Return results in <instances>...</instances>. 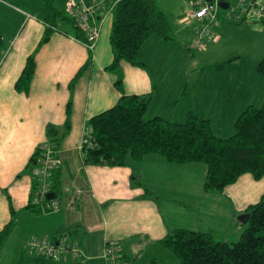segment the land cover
Wrapping results in <instances>:
<instances>
[{
	"label": "crops",
	"instance_id": "crops-1",
	"mask_svg": "<svg viewBox=\"0 0 264 264\" xmlns=\"http://www.w3.org/2000/svg\"><path fill=\"white\" fill-rule=\"evenodd\" d=\"M52 1L63 11L66 0ZM156 4L171 25V35L185 32L190 41V24L182 21L190 0H156ZM113 11L89 50L75 36L71 20L56 19L54 27L45 21L42 0H0V230L15 217L0 257L13 237L21 236L27 246L33 237L73 236L80 240L83 259H30L36 264H106L105 245L118 242L126 264H179L157 243L159 239L184 228L212 232L222 241L236 240L244 226L234 214L257 202L264 191V178L243 174L222 192H205L204 164H171L155 154L138 161L128 158L120 166L85 164L79 143L89 119L114 106L121 95L151 93L145 120L160 117L182 123L193 112L208 120L219 138L233 134L238 115L249 105L260 106L264 98V78L256 72L264 55V19L222 22L217 40L197 51L192 70L180 58L175 41L156 37L141 46L145 67L121 62L118 68L107 69L113 59L109 42ZM47 28L49 39L41 43ZM245 31L258 36L244 38ZM243 55L248 56L245 64ZM29 56L34 57L35 72L28 91L19 92L14 85ZM89 57L90 65L70 86ZM49 125L60 136V167L55 172L60 205L43 213L30 206L29 171L35 150L47 141ZM133 173L140 177V186L132 184ZM71 180L88 188L75 205L62 190ZM13 262L0 258V264Z\"/></svg>",
	"mask_w": 264,
	"mask_h": 264
},
{
	"label": "trees",
	"instance_id": "trees-1",
	"mask_svg": "<svg viewBox=\"0 0 264 264\" xmlns=\"http://www.w3.org/2000/svg\"><path fill=\"white\" fill-rule=\"evenodd\" d=\"M42 1L49 25L54 27L56 19L70 21L63 11L53 6L52 0ZM171 32V25L156 0H116L109 36L113 59L107 69H116L121 62L145 67L140 60L141 46L150 37L174 41ZM49 34L50 28H47L41 43L49 39ZM75 36L84 41L83 33L77 28ZM90 60L89 57L79 69L70 86L88 68ZM34 72V57L29 56L15 89L28 91ZM256 72L264 78V55L257 63ZM116 85L121 89L120 81ZM151 99V93L121 95L114 106L91 117L87 125L92 129L96 146L87 152L85 164L120 166L125 165L128 158L138 161L148 154L158 155L171 164L202 163L206 167L202 184L205 192H222L243 174H250L255 180L264 178V98L260 106L249 105L238 115L234 133L226 138L216 137L210 122L193 112L187 113L182 123L160 117L144 120ZM68 119L67 115L66 131L70 127ZM46 134L47 140L58 149L60 136L56 128L47 126ZM39 154L37 148L30 159L32 165ZM54 176L53 194L56 195L58 172ZM140 181L136 173L131 175L133 185L140 186ZM234 217L244 226L236 241L218 240L212 232L177 228L157 243L173 254L179 264H264V191L257 202L235 213ZM14 220L13 214L0 230V247L9 236ZM22 262L20 258L17 264Z\"/></svg>",
	"mask_w": 264,
	"mask_h": 264
},
{
	"label": "built area",
	"instance_id": "built-area-1",
	"mask_svg": "<svg viewBox=\"0 0 264 264\" xmlns=\"http://www.w3.org/2000/svg\"><path fill=\"white\" fill-rule=\"evenodd\" d=\"M116 0H66L63 13L74 28L84 35L83 43L92 50L101 32L104 19L114 9ZM227 4L226 8L222 5ZM222 9L223 11H220ZM264 19L263 0H190V10L182 19L191 26V38L186 45L190 51H200L209 42L217 40V30L222 22L256 23ZM96 146L91 127L87 126L81 136L79 149L84 158ZM40 154L29 171L33 183L30 206L39 212L55 211L60 200L53 194L52 178L60 167L58 150L51 140L40 144ZM62 190L68 194L69 204L75 205L88 192L83 182L71 180ZM30 252L48 259L65 261L85 257L78 238L61 236L55 240L33 237L27 243ZM103 258L106 264H126L118 242L105 245Z\"/></svg>",
	"mask_w": 264,
	"mask_h": 264
},
{
	"label": "rangeland",
	"instance_id": "rangeland-1",
	"mask_svg": "<svg viewBox=\"0 0 264 264\" xmlns=\"http://www.w3.org/2000/svg\"><path fill=\"white\" fill-rule=\"evenodd\" d=\"M229 1L232 2V0H229ZM219 10L223 11L222 9H219ZM192 25L193 24H191L190 27ZM238 26H240V25H238ZM172 34L174 35V38H175L174 41L176 42V46H177L176 48H178L180 58H182L183 60L185 58L187 60V68L189 70H192L195 66L196 59H194V56L196 55L197 51L196 50L190 51L187 49L186 45L189 41V38L185 32H183L181 34H174V32H173ZM243 36H244V38L257 37L258 34L257 33L255 34L254 32L245 31L243 33ZM241 60H242L243 64H245L246 62H248V56L243 55ZM240 226L241 225L239 224L238 228H242ZM243 229L244 228H242L241 231H243ZM26 231H28V228L26 229ZM238 238H239V236L237 237V239ZM236 240H232V241H236ZM2 252H5L6 255H5V253H2L0 258L8 257V260L11 258V262L14 261L12 264H17L18 261L20 260V258H22V260H23L22 264H36L35 260L30 259V258H42L43 257V256H40V255H37V254L30 252L28 249V246H24V238H22L21 236L13 237L9 242L5 243L4 249Z\"/></svg>",
	"mask_w": 264,
	"mask_h": 264
},
{
	"label": "water",
	"instance_id": "water-1",
	"mask_svg": "<svg viewBox=\"0 0 264 264\" xmlns=\"http://www.w3.org/2000/svg\"><path fill=\"white\" fill-rule=\"evenodd\" d=\"M222 6H223V8H226L227 7V4L224 3V5H222Z\"/></svg>",
	"mask_w": 264,
	"mask_h": 264
}]
</instances>
